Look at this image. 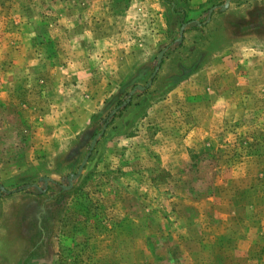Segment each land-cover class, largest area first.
I'll list each match as a JSON object with an SVG mask.
<instances>
[{
    "label": "rangeland",
    "instance_id": "rangeland-1",
    "mask_svg": "<svg viewBox=\"0 0 264 264\" xmlns=\"http://www.w3.org/2000/svg\"><path fill=\"white\" fill-rule=\"evenodd\" d=\"M263 16L0 0V264H264Z\"/></svg>",
    "mask_w": 264,
    "mask_h": 264
},
{
    "label": "trees",
    "instance_id": "trees-1",
    "mask_svg": "<svg viewBox=\"0 0 264 264\" xmlns=\"http://www.w3.org/2000/svg\"><path fill=\"white\" fill-rule=\"evenodd\" d=\"M29 222V228L31 229V232H33L34 235H38L40 243H45L49 238V235L46 234V231L48 230L46 226L49 225V219L44 216L37 217L36 214H34L33 217L29 220Z\"/></svg>",
    "mask_w": 264,
    "mask_h": 264
}]
</instances>
